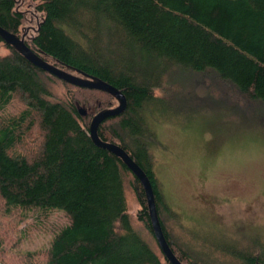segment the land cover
Here are the masks:
<instances>
[{"label":"trees","instance_id":"16d2710c","mask_svg":"<svg viewBox=\"0 0 264 264\" xmlns=\"http://www.w3.org/2000/svg\"><path fill=\"white\" fill-rule=\"evenodd\" d=\"M30 1L39 20L24 39L33 51L66 70L97 76L125 95V111L105 119L98 135L119 144L146 172L177 258L204 264L171 241L161 220L169 208L149 140L155 127L181 112L170 90L177 73L210 71L246 100L264 103V0ZM17 6V0H0V26L20 36L25 17ZM0 44L7 50L0 53V214L60 209L68 218L37 264H170L134 226L140 222L155 240L140 182L118 157L92 142V114L78 113V105L103 108L75 92L115 99L50 75L1 37ZM54 82L73 92L53 98ZM14 102L21 105L10 111ZM33 131L38 140L30 149ZM126 186L139 206L134 214ZM199 237L230 264H264V240L254 237L242 246L211 232Z\"/></svg>","mask_w":264,"mask_h":264},{"label":"rangeland","instance_id":"374dc122","mask_svg":"<svg viewBox=\"0 0 264 264\" xmlns=\"http://www.w3.org/2000/svg\"><path fill=\"white\" fill-rule=\"evenodd\" d=\"M17 2L25 17L19 34L29 39L39 15L30 0ZM6 52L0 44V53ZM174 78L170 90L181 112L173 114V122L155 127V138L149 140L154 172L169 208L162 210L161 220L171 241L199 262L230 264L208 250L199 235L211 232L242 246L254 237L264 240V103L246 100L210 71L177 73ZM49 87L56 99L72 91L59 82ZM75 94L98 103L95 108L117 105L100 93ZM20 105L14 102L9 110ZM88 106L78 105L94 115L98 109ZM37 140L31 132L28 147L33 149ZM126 195L134 214L139 206L129 186ZM46 214L35 210L0 214V264H31L28 258L37 264L43 259L54 233L68 222L60 209ZM134 226L157 246L140 222L134 221Z\"/></svg>","mask_w":264,"mask_h":264},{"label":"water","instance_id":"95a60500","mask_svg":"<svg viewBox=\"0 0 264 264\" xmlns=\"http://www.w3.org/2000/svg\"><path fill=\"white\" fill-rule=\"evenodd\" d=\"M0 37L7 46L12 47L15 51L21 54L24 59L50 75L76 87L103 91L116 100V106L100 109L92 115L88 126L89 136L96 146L106 149L118 157L140 182L147 203L153 235L160 251L170 264H183L177 258L166 239L158 217L153 187L146 172L119 144L102 140L98 135V128L105 119L118 116L125 111L127 107L125 95L116 87L97 76L89 75L76 69H71L72 71H69L45 60L26 44L23 35L19 36L17 33L6 30L0 26ZM78 113L84 116L87 112L84 108H78Z\"/></svg>","mask_w":264,"mask_h":264}]
</instances>
